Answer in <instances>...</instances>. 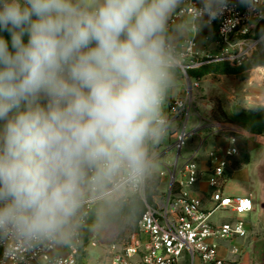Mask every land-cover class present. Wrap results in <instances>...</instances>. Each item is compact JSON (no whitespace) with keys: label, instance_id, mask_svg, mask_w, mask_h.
I'll use <instances>...</instances> for the list:
<instances>
[{"label":"clouds","instance_id":"obj_1","mask_svg":"<svg viewBox=\"0 0 264 264\" xmlns=\"http://www.w3.org/2000/svg\"><path fill=\"white\" fill-rule=\"evenodd\" d=\"M180 3L0 0V233L65 240L87 200L119 207L156 169Z\"/></svg>","mask_w":264,"mask_h":264},{"label":"built area","instance_id":"obj_2","mask_svg":"<svg viewBox=\"0 0 264 264\" xmlns=\"http://www.w3.org/2000/svg\"><path fill=\"white\" fill-rule=\"evenodd\" d=\"M249 2L252 9L237 0H229L228 8L221 15L209 19L203 15V0H181L172 23L190 22L194 31L199 23L212 25L216 28L222 48L218 56L199 58L194 40L186 39L176 45L168 41L177 69L186 79H191L187 73L189 69L210 62L224 61L232 66H241L250 61L264 38V33L258 39L252 37L253 28L264 23V9L263 0ZM163 108L168 124L188 115L186 99H169L166 96ZM182 139L176 144L177 148H180ZM231 142L234 143L235 139L232 138ZM237 154L236 147H230L223 153L210 152L209 183L214 188L212 200L215 203L210 212L202 209L200 200L186 194L173 196L170 192L161 204L147 206L138 231L129 234L121 249L117 250L114 244L107 246L104 259L89 263L79 258L82 229L95 203L87 200L78 213L70 236L65 240H29L13 233H0V264H184L185 261L186 264H197V260L201 264H232L219 257L216 245L210 240H230L247 234L243 216L253 210V200L247 196H225L221 188L229 159ZM181 171L186 186L197 182L199 166L195 160L186 159ZM146 179L129 194L142 196ZM217 210H230L237 220L216 226L212 224L210 215ZM88 245L89 248L103 246L94 239L88 240Z\"/></svg>","mask_w":264,"mask_h":264},{"label":"crops","instance_id":"obj_3","mask_svg":"<svg viewBox=\"0 0 264 264\" xmlns=\"http://www.w3.org/2000/svg\"><path fill=\"white\" fill-rule=\"evenodd\" d=\"M176 11L168 20L169 42L176 45L186 39L194 40L199 58L218 56L222 52L214 26L199 23L198 29L194 31L190 22L174 24L172 19ZM262 33L264 23L252 30V36ZM253 71L254 68L243 75L208 74L201 78H191L190 84L176 68L175 83L167 97L186 99L188 115L182 120L169 123L166 135L158 143L149 145V151L156 160V169L147 178L160 180L155 205L161 204L171 192L173 196L186 194L200 200L202 209L210 212L215 207L212 200L214 188L209 183L210 152L223 153L233 146L232 138L237 141L239 153L229 159L221 188L225 196L250 197L254 210L243 216L246 236L210 240V243L216 245L219 257L232 264H264V141L256 140L255 137L260 135L258 131L224 122L219 112L221 110L229 119H234L241 107H254L263 103L264 82ZM184 129L186 135L180 148H177L176 144L180 143ZM186 159L195 160L199 166V178L192 186L184 184L185 177L181 171ZM226 212L230 215L227 218L223 217ZM210 220L219 226L233 223L237 217L230 210H217L211 213ZM197 264L201 263L197 260Z\"/></svg>","mask_w":264,"mask_h":264},{"label":"trees","instance_id":"obj_4","mask_svg":"<svg viewBox=\"0 0 264 264\" xmlns=\"http://www.w3.org/2000/svg\"><path fill=\"white\" fill-rule=\"evenodd\" d=\"M263 34V33H262ZM262 34H258V37ZM0 36L9 39L7 32L0 31ZM26 39V38H25ZM264 42V38L260 43ZM264 64V59H257V54H252L250 62L241 66H231L224 61L210 62L187 71L190 78H201L208 74H235L243 75L254 66ZM224 122H232L221 110ZM220 118V117H219ZM221 119V118H220ZM159 178H147L144 194H129L121 206L101 211L100 206L94 203L89 210L86 223L82 229L84 241L94 239L100 245L110 246L124 241L131 232L139 229V223L147 210V206L155 205V197L159 193Z\"/></svg>","mask_w":264,"mask_h":264},{"label":"rangeland","instance_id":"obj_5","mask_svg":"<svg viewBox=\"0 0 264 264\" xmlns=\"http://www.w3.org/2000/svg\"><path fill=\"white\" fill-rule=\"evenodd\" d=\"M253 38H260L258 37V34L255 36H252ZM257 54V59H264V42L260 43V46L255 51ZM250 62V61H249ZM231 65V64H230ZM232 66V65H231ZM235 67V66H234ZM253 73L256 75V77L259 80H263L264 82V73L262 72L261 68L264 67V64L254 66ZM238 112L235 114V117L233 119V124L237 125L240 128H247L250 130H253L254 132H257L260 134L259 136L255 137L256 140H263L264 141V103L261 105H257L254 107H241ZM232 123V122H231ZM223 128H226V126H221ZM224 132V131H223ZM232 147H236L239 153V149L237 146V141L233 143ZM184 151V150H183ZM182 151V153H183ZM156 161V160H155ZM248 214V213H247ZM246 214V215H247ZM230 215L228 212L224 213L223 217L227 218ZM129 234L126 236L124 241L118 242L114 245H116V249L119 250L123 246V244L127 241ZM109 247V246H108ZM107 246H99L97 248H89L88 241L82 242V246L80 249V260H85L89 263H94L97 261H100L104 259L105 254L107 253Z\"/></svg>","mask_w":264,"mask_h":264},{"label":"water","instance_id":"obj_6","mask_svg":"<svg viewBox=\"0 0 264 264\" xmlns=\"http://www.w3.org/2000/svg\"><path fill=\"white\" fill-rule=\"evenodd\" d=\"M262 69V72L264 73V67L263 68H261ZM188 81H189V83L191 84V81H190V79H188ZM186 135V133H185V129L183 130V132H182V135H181V139L184 137ZM179 154V153H178ZM253 210H254V205H253ZM252 210V211H253ZM251 211V212H252Z\"/></svg>","mask_w":264,"mask_h":264},{"label":"bare ground","instance_id":"obj_7","mask_svg":"<svg viewBox=\"0 0 264 264\" xmlns=\"http://www.w3.org/2000/svg\"><path fill=\"white\" fill-rule=\"evenodd\" d=\"M262 70V69H261Z\"/></svg>","mask_w":264,"mask_h":264}]
</instances>
